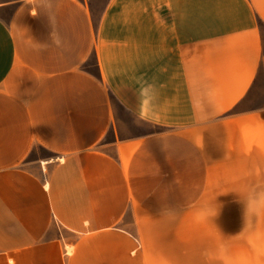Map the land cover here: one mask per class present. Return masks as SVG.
<instances>
[{
    "label": "crops",
    "instance_id": "1",
    "mask_svg": "<svg viewBox=\"0 0 264 264\" xmlns=\"http://www.w3.org/2000/svg\"><path fill=\"white\" fill-rule=\"evenodd\" d=\"M94 2L0 0V264H264V0Z\"/></svg>",
    "mask_w": 264,
    "mask_h": 264
},
{
    "label": "rangeland",
    "instance_id": "2",
    "mask_svg": "<svg viewBox=\"0 0 264 264\" xmlns=\"http://www.w3.org/2000/svg\"><path fill=\"white\" fill-rule=\"evenodd\" d=\"M105 0H95L94 2V7H95V11L96 13L99 12V10L101 9L103 3ZM91 64H93V62H91ZM261 85H263L262 79H261ZM263 92V88H261V92ZM134 130L136 131H141V132H145V131H151V130H155V127L147 125V124H142L141 125H134L133 127Z\"/></svg>",
    "mask_w": 264,
    "mask_h": 264
}]
</instances>
